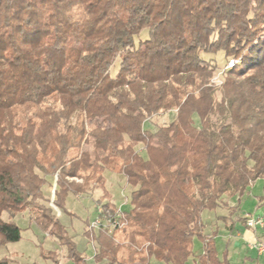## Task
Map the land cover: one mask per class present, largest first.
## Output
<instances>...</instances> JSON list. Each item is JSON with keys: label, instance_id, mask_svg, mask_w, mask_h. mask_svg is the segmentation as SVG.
Masks as SVG:
<instances>
[{"label": "trees", "instance_id": "1", "mask_svg": "<svg viewBox=\"0 0 264 264\" xmlns=\"http://www.w3.org/2000/svg\"><path fill=\"white\" fill-rule=\"evenodd\" d=\"M217 54L238 61L219 102ZM34 171L56 173V196L106 172L130 187L127 225L89 232L94 264H229L201 213L264 181V0H0V248L30 202L40 230L63 231Z\"/></svg>", "mask_w": 264, "mask_h": 264}, {"label": "rangeland", "instance_id": "2", "mask_svg": "<svg viewBox=\"0 0 264 264\" xmlns=\"http://www.w3.org/2000/svg\"><path fill=\"white\" fill-rule=\"evenodd\" d=\"M146 30H143L139 37L135 39L145 38ZM206 59H210V62L215 63L217 70L214 76L218 77L221 81L220 86H214L216 88V100H221L220 89L223 84L224 74L217 75L230 59H224L222 55H203ZM227 61V63H226ZM117 68V64L114 65L113 71ZM213 76V77H214ZM172 114V113H170ZM169 113L153 117L150 122L146 124V128L153 129L156 126L167 125L171 120ZM149 136V135H148ZM138 151L141 150V145L138 146ZM142 152V151H141ZM142 154V153H141ZM36 175L42 180V199L37 200L35 203L43 205L45 208L51 211V216L58 222L62 233L57 238L51 235L49 229L40 230L33 221L30 220L28 214L31 215V211L35 207L30 202V206L23 208L15 214L12 218V222L21 229V238L18 242L8 244L6 247L0 248V258H5L11 261L12 264H79L84 261L85 264L93 263V247L95 243L91 241V232L88 229L89 223L95 218L96 208L107 209L112 212L118 206H121L124 212L130 210L129 196L130 187H128L124 180L120 179L116 175L109 172L105 173V181L102 185L95 186L89 183L80 194H62L61 196L55 195L56 189V173L51 177H45L38 171H34ZM67 183H71L75 186L83 184L82 179L67 178ZM263 181L258 179L248 188L241 200L239 201V207L241 212L255 214L259 213L264 222V205L259 206L258 200L255 196H258L262 192ZM235 203L234 200H232ZM231 201L222 203L214 211H204L201 213V221L203 222V233L207 236L212 234L215 227L222 228L223 224L228 225L230 221H235L236 213L233 209ZM111 206V207H109ZM33 208V209H32ZM223 215V216H222ZM227 217L225 222H221L219 218ZM32 217V215H31ZM3 221H8L6 213L1 214ZM32 219H34L32 217ZM61 232V231H60ZM220 232V231H219ZM96 234V232H91ZM86 235H88L86 237ZM122 234H116L114 236L115 241L120 242L123 245H128ZM235 239L230 238L227 233H218L215 238V247L219 254L223 255L226 251V257L229 264H264V256L262 258H256L252 251H246L239 247H233ZM65 243L74 245L77 253L80 254L81 260L78 256L72 258L68 254ZM96 249V248H95ZM202 252V243L198 238L193 239L192 242V254L193 256L199 255ZM246 256L250 259H244Z\"/></svg>", "mask_w": 264, "mask_h": 264}, {"label": "built area", "instance_id": "3", "mask_svg": "<svg viewBox=\"0 0 264 264\" xmlns=\"http://www.w3.org/2000/svg\"><path fill=\"white\" fill-rule=\"evenodd\" d=\"M238 61L237 60H230L219 72L217 75L221 73L224 74L225 71L231 69ZM220 76V75H219ZM214 76L211 79V84L213 86H220L221 81L219 78ZM127 225V221L125 219V215L121 206L115 208L112 212H109L107 209L103 208H96L95 211V218L89 223L88 229L91 232H101L107 236H112L114 232L122 230ZM246 226L248 228H255L260 227L263 228L264 222L261 218H250L246 220ZM251 247L256 251L258 255H264V243L260 241H254ZM95 254V248L93 247V256Z\"/></svg>", "mask_w": 264, "mask_h": 264}, {"label": "crops", "instance_id": "4", "mask_svg": "<svg viewBox=\"0 0 264 264\" xmlns=\"http://www.w3.org/2000/svg\"><path fill=\"white\" fill-rule=\"evenodd\" d=\"M263 185H264V181H263ZM261 196H262V192L258 196H255L258 200L259 206H261V204L259 202V199L261 198ZM232 200H234L235 203H233ZM240 200H241V197L240 198L234 197V198L226 199L224 201V202L231 201L232 205H230V206H233V207L235 206V209H233V210L236 213V219H235V221L234 220L230 221L228 225L223 224L222 228L216 226L215 230L212 232H215L216 236L220 232L221 233H227V235H229L230 238L235 239V241L232 245L233 247H239V245H241L242 248H244L246 251H252L253 254L256 256V258H262V256H264V255H258L256 253V251L251 247V245L254 241H260V242L264 243V226H263V228H260V227L248 228L246 226V223L245 224L243 223L244 219L247 220L250 218H261L262 216L258 212L253 214V215L249 214V213L241 212V209L239 207V201ZM219 219H221L219 221L225 222V220L228 218L224 216L223 218H219ZM216 236L214 237V241H215ZM219 256L222 257L221 254H219ZM244 259L245 260L250 259V257L246 256ZM191 262L192 261L190 260L189 262H187V264H191Z\"/></svg>", "mask_w": 264, "mask_h": 264}]
</instances>
